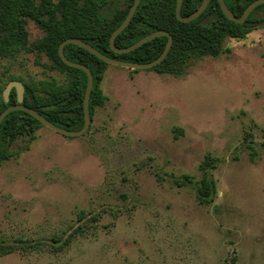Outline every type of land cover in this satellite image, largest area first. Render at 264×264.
<instances>
[{"label": "rangeland", "instance_id": "rangeland-1", "mask_svg": "<svg viewBox=\"0 0 264 264\" xmlns=\"http://www.w3.org/2000/svg\"><path fill=\"white\" fill-rule=\"evenodd\" d=\"M34 57H0V95L12 76L64 83ZM133 71L108 66L88 133L41 126L0 162V264H264V27L182 75ZM206 153L220 161L201 204Z\"/></svg>", "mask_w": 264, "mask_h": 264}, {"label": "trees", "instance_id": "trees-1", "mask_svg": "<svg viewBox=\"0 0 264 264\" xmlns=\"http://www.w3.org/2000/svg\"><path fill=\"white\" fill-rule=\"evenodd\" d=\"M252 1L224 0L236 17H240ZM111 2L113 0H0V57H14L21 51L33 53L36 65L64 77L62 84L53 78L25 81L12 76L9 80L23 83V105L34 109L60 128L70 131L82 128V103L87 83L83 70L68 66L61 60L58 47L64 39L78 38L108 57L135 63L153 61L165 47L167 37L159 36L127 53L112 51L109 37L126 17L133 0H121L120 5L114 4L108 10ZM201 2L182 0L180 14H191ZM175 6L176 0H140L128 25L115 37L114 45L118 48L128 47L153 31L165 30L172 36L171 47L160 63L145 70L179 76L193 62L204 57L219 56L224 50L225 38H244L253 29L264 27V3L256 6L242 23L228 19L218 0H209L203 12L187 23L176 18ZM31 25L37 30L34 37H31ZM63 54L68 60L81 63L91 71L93 85L88 105L92 122L95 107L103 106L106 99L101 82L109 65L73 43L63 46ZM15 103L16 92L12 88L8 101L0 95V112ZM91 122L85 134L90 131ZM41 126L25 111L9 112L0 123V162L19 153L13 147L21 138L34 140L36 130ZM219 161L218 157L206 153L200 163L203 175L194 185L195 196L201 204L211 202L215 193L214 181L207 171L215 168ZM174 181L178 186L193 185L189 175H182ZM78 218H84L83 211L79 212ZM91 219H96V215ZM17 242L22 241L18 239ZM51 242L53 249L60 251L68 244V239L61 241L58 237H52ZM31 244L24 243L23 246H33Z\"/></svg>", "mask_w": 264, "mask_h": 264}, {"label": "water", "instance_id": "water-1", "mask_svg": "<svg viewBox=\"0 0 264 264\" xmlns=\"http://www.w3.org/2000/svg\"><path fill=\"white\" fill-rule=\"evenodd\" d=\"M139 2H140V0H133V3L131 4V6H130L127 14H126V17L124 18L122 23L116 29H114L113 32L111 33V35L109 37V46H110L111 50L116 52V53H127L129 51H132V50L138 48L139 46H141L145 42H147V41H149L155 37L166 36L167 42L165 44L163 51L153 61L148 62V63H135V62H127V61L117 60V59H114V58H111V57L104 55L103 53L99 52L98 50H96L94 47H92L88 43H86V42H84L78 38H75V37L66 38L59 44L58 54H59L61 60L65 64H67L68 66L83 70L87 76V83H86V88H85V92H84V96H83V103H82L83 120L84 121H83V126L81 129H79L77 131H70V130L60 128V127L54 125L53 123H51L50 121H48L46 118H44L40 113H38L34 109L23 105L22 99H23L24 87H23V83L20 81H17V80L9 81L2 91V96H3L4 100L8 101V95H9L11 89L14 88L15 92H16V103L9 105L3 111L0 112V123L3 120V118L9 112L14 111V110H22V111H25L26 113L30 114L31 116H33L35 119H37L43 126L47 127L48 129H50V130H52L58 134L68 136V137H77V136L83 135L87 131V129L90 125V122H91L90 115H89L88 103H89L90 92H91L92 85H93L92 74H91V71L89 70V68L87 66H85L81 63H77V62H73V61L68 60L63 54V46L67 43H73L77 46H80V47L86 49L87 51H89L90 53H92L93 55H95L97 58L101 59L102 61H104L108 65H113V66H117V67H121V68H126V69H131V70H142V69H149L151 67H154L155 65H157L158 63H160L162 61V59L166 56V54L168 53V51L171 47L172 36L169 32H167L165 30L153 31V32L145 35L144 37H142L141 39H139L138 41H136L135 43H133L132 45H130L128 47L118 48L114 45L115 37L120 32H122L125 29V27L128 25V23L130 22ZM208 2H209V0H202V2L200 3V5L198 6V8L195 11H193L191 14H189L187 16H182L180 14V7H181L182 0H176L175 16L181 22H184V23L190 22V21L196 19L203 12V10L206 8ZM218 3H219V6H220L223 14L228 19H230L236 23H242L246 19V17L248 16V14L256 6L264 3V0H253L252 2H250L245 7V9L243 10L240 17H236L232 13V11L225 5L224 0H218Z\"/></svg>", "mask_w": 264, "mask_h": 264}, {"label": "crops", "instance_id": "crops-1", "mask_svg": "<svg viewBox=\"0 0 264 264\" xmlns=\"http://www.w3.org/2000/svg\"><path fill=\"white\" fill-rule=\"evenodd\" d=\"M107 70V69H106Z\"/></svg>", "mask_w": 264, "mask_h": 264}]
</instances>
